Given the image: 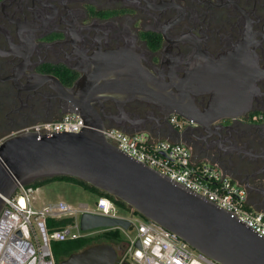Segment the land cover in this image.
<instances>
[{"label":"water","instance_id":"95a60500","mask_svg":"<svg viewBox=\"0 0 264 264\" xmlns=\"http://www.w3.org/2000/svg\"><path fill=\"white\" fill-rule=\"evenodd\" d=\"M145 1L151 8L177 6L182 9L178 18L163 27L162 33L171 42H194L197 49L194 57H204V63L187 70L179 81L174 80L172 72L176 61L170 62L169 79L171 85L178 87L175 94L163 77H155L141 65L140 57L147 51L136 53L122 48L105 50L100 54L99 34L97 52L91 54L92 63L88 62L90 64L81 68L83 75L77 83V96L70 95L59 84L57 77L49 74L35 75L21 86L18 77L25 67L26 55L35 43L21 37L20 31L43 28L51 15L36 28H21L19 22L10 19L16 22V33L26 44L12 43L9 32L0 25V32L12 47L6 51L0 49V55L14 53L23 57L8 78H13L21 90L34 89L44 80L52 79L60 96L69 102L63 114L76 113L83 119L79 132L59 131L41 135L38 131H21L4 138L0 144V213L7 197H11L19 185L29 186L44 179L69 176L108 193L129 209L173 232L218 264H264V237L251 226L211 200L119 150L102 133L105 120L111 118L103 112L102 103L106 100H114L121 113L124 104L135 99L153 104L164 102L172 108L169 116L175 114L207 127V123L219 117L243 114L251 103L252 80L264 75V70L258 68L248 47L250 42L258 40L249 35L250 18L233 0L225 3L235 4L244 15L245 33L240 42L236 41L234 49L219 54L215 63L211 55L199 50L200 45L192 36L176 40L166 37L165 29L184 14L180 5L170 1L157 4ZM67 23L71 29V43L83 60L81 50L74 44L75 29ZM80 62L75 67L78 68ZM188 89L195 93L215 89L204 114L195 107ZM123 114L128 119V113L124 111ZM136 120L139 119L136 117ZM109 126L122 129L119 123ZM159 127L156 125V128ZM122 130L132 133L145 129L131 125ZM208 130L209 133L215 132ZM181 133L171 126L165 138L181 141ZM79 223L83 231L99 227L127 229L130 224L122 218L89 212L80 215ZM116 258L117 248L113 243L100 241L68 254L57 264H114Z\"/></svg>","mask_w":264,"mask_h":264},{"label":"flooded vegetation","instance_id":"af4514ba","mask_svg":"<svg viewBox=\"0 0 264 264\" xmlns=\"http://www.w3.org/2000/svg\"><path fill=\"white\" fill-rule=\"evenodd\" d=\"M148 1L152 4L170 1L180 5L184 14L165 29L166 37L176 40L192 36L199 43V50L212 56L213 63L219 54L233 50L236 41L240 42L245 33L244 15L235 4L225 3L228 0ZM233 1L252 19L248 20L249 35L258 40L250 42L248 47L258 68L264 70V0ZM181 13L182 9L177 6L151 8L145 0H0V25L9 32L12 43L26 44L18 37L16 22L10 21L11 18L19 22L21 28H36L51 15L43 28L20 31L21 37L33 41L35 46L26 55L19 84L24 86L35 75L49 74L57 77L70 95L76 96L79 94L77 83L83 75L81 68L90 62L91 54L97 52L98 34L100 54L122 48L136 53L147 51L140 57L141 65L155 77H163L169 85L171 61H176L172 72L177 81L187 70L204 63L202 55L194 57L197 53L194 42H171L162 33L163 27ZM66 21L75 29L74 44L81 50L83 60L71 43V29ZM0 49H12L3 32H0ZM22 61L23 57L14 53L0 55L2 138L35 122L57 119L69 107L68 99L60 96L52 79L44 80L34 89L21 90L13 78H8ZM170 87L175 94L178 87ZM214 90L195 93L188 89L191 100L202 114ZM95 106L100 108L97 103ZM102 107L111 117L105 120L106 126L119 123L122 129H128L135 125L160 138H165L172 126L169 122L172 108L164 102L153 104L135 99L124 104L122 113L114 100L104 101ZM190 121L180 139L189 148L192 158L217 166L245 190L248 205L264 213V75L252 80L251 103L243 114L222 116L207 123L215 132L209 133L205 124ZM110 242L118 252V242Z\"/></svg>","mask_w":264,"mask_h":264},{"label":"built area","instance_id":"2783aa9c","mask_svg":"<svg viewBox=\"0 0 264 264\" xmlns=\"http://www.w3.org/2000/svg\"><path fill=\"white\" fill-rule=\"evenodd\" d=\"M169 122L182 132L191 121L174 114ZM82 125L83 119L78 114L64 113L54 120L35 122L21 131H38L41 135L59 131L79 132ZM102 133L119 150L211 200L264 237V213L248 205L245 190L217 166L193 159L185 143L157 138L144 130L126 133L111 126H105ZM3 140L0 137V144ZM36 190L31 185H19L15 193L5 200L0 213V264H57L50 249L52 241L93 238L114 228L123 232L130 228L136 231L133 238L116 243L119 249L114 264H218L135 210L130 209L127 216L120 215L119 207L105 196H97L95 207L87 203L72 206L64 201H55L37 208L34 206ZM83 212L122 218L130 224L127 229L99 227L83 231L79 223ZM62 217L72 220L62 228L47 229L48 218Z\"/></svg>","mask_w":264,"mask_h":264},{"label":"rangeland","instance_id":"374dc122","mask_svg":"<svg viewBox=\"0 0 264 264\" xmlns=\"http://www.w3.org/2000/svg\"><path fill=\"white\" fill-rule=\"evenodd\" d=\"M34 198V206L37 208L55 201H64L72 206L87 203L90 207H95L97 195L77 183L65 180H52L37 187ZM118 213L127 216L130 213V209L121 207L118 208ZM137 217L138 216H136V218ZM114 230L116 233L112 234L111 238L118 243L125 242L129 237L133 238L136 235L134 228H130L126 232H123L119 228L112 229V231ZM97 235L93 237L95 238ZM63 258L64 257H59L57 263Z\"/></svg>","mask_w":264,"mask_h":264},{"label":"trees","instance_id":"16d2710c","mask_svg":"<svg viewBox=\"0 0 264 264\" xmlns=\"http://www.w3.org/2000/svg\"><path fill=\"white\" fill-rule=\"evenodd\" d=\"M52 180H65V181H70V182H74L77 183L79 185H81L82 187L94 192L98 197L99 196H105L107 198H109L113 203H115L119 208H128L123 202L115 199L113 196L109 195L108 193H105L97 188H94L90 185H88L87 183L73 178V177H69V176H58V177H54V178H50V179H44L41 181H37L34 184H32L31 186H33L34 188H37L41 185H43L44 183L48 182V181H52ZM71 218L68 217H62V218H58V219H54V218H48L47 219V229L49 231L57 229V228H62L65 225H67L69 222H71ZM116 231H106L103 232L99 235H97V237H86V238H79L76 240H65V241H52L50 244V249L52 252V255L54 257L55 262L57 263V261L59 260V257H66L68 254L78 251L80 249H82L83 247H85L86 245H89L91 243H95V242H100V241H104V242H110V240H113L111 238L112 234H115Z\"/></svg>","mask_w":264,"mask_h":264}]
</instances>
